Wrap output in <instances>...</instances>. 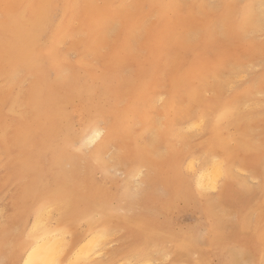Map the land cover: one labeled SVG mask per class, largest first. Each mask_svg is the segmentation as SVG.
<instances>
[{
    "label": "bare ground",
    "instance_id": "obj_1",
    "mask_svg": "<svg viewBox=\"0 0 264 264\" xmlns=\"http://www.w3.org/2000/svg\"><path fill=\"white\" fill-rule=\"evenodd\" d=\"M197 5L199 13L191 6L189 14L178 0H0V264H86L119 232L125 244L104 264L148 263V252L161 250L150 239L192 264H264V220L247 218L251 195L264 198L257 193L264 167L257 173L260 163L251 160L241 167L260 179L257 191L237 194L231 180L233 152L252 147L246 131L239 133L251 99L235 91L228 104L215 89L229 81L225 49L264 33V2L217 0L210 8L216 19L200 36L192 21L211 10L206 0ZM174 11L182 15L174 19ZM60 45L102 59V71L77 63L81 54L69 61ZM104 45L109 51L100 57ZM20 72L30 80L19 84ZM206 85L211 105L200 97ZM170 98L187 99L188 113L180 123L171 115L157 122L163 114L150 107L164 108ZM193 104L203 111L192 115ZM209 118L227 124L234 149L222 148L217 135L209 140ZM136 128L151 134L143 148ZM186 130L206 140L200 154L187 149ZM176 134L183 150L168 142ZM114 145L109 162L103 152ZM115 167L124 177L113 175ZM221 206L235 211L227 224ZM191 215L195 223L178 228Z\"/></svg>",
    "mask_w": 264,
    "mask_h": 264
},
{
    "label": "rangeland",
    "instance_id": "obj_2",
    "mask_svg": "<svg viewBox=\"0 0 264 264\" xmlns=\"http://www.w3.org/2000/svg\"><path fill=\"white\" fill-rule=\"evenodd\" d=\"M128 0H125V2ZM179 4L181 5L182 9L181 11L187 12L189 11L190 7L193 6L192 12H195L198 14V10L201 9L200 5L195 6L196 3H199V0H178ZM244 1V0H243ZM264 2V0H262ZM209 10H211L210 13H205L202 18H196L195 20L192 21V25L194 26L195 33L194 35L200 36L205 28L209 26L211 22H213L216 19L215 16V11L210 9L213 7L216 3L217 0H206ZM163 3H166V0H163ZM221 4V0H220ZM207 10V9H206ZM181 11H174L173 17L174 19L180 17ZM190 14V11H189ZM147 18L144 17L143 21L146 20ZM148 23L154 24L156 23L155 18H149ZM264 22V20H263ZM145 24L146 25H148ZM249 43L250 47L249 49L246 48L245 44ZM59 49L61 52L64 53V55L68 56V60L72 61L74 57H76V54H81V57L77 61V63H80L81 65H85L87 62H91L90 59L85 58V54L87 53V50L82 53H73L72 50L67 49L65 45H60ZM109 51V46L104 45L103 49L98 50V55L100 57H103V53H108ZM102 59H96L91 62L92 65V70L93 71H102ZM222 63L227 69L226 75L229 78L228 84L224 85L222 83V80L220 79V86L215 82L216 88L219 87L218 92L220 94L219 98L221 100H224L225 103L231 104V97L233 96V93L235 91L245 93L249 92V96L247 99H251V101L248 103L249 108L247 109H242L241 110V116L245 117V121L243 124L246 125V128L244 126L240 127L239 133L246 131V133L250 137V144L252 147L250 150H235L233 152L232 157H233V165L231 168V180L236 182L238 186L237 189L235 190L237 194L241 191L240 189L243 188L245 190H256L260 186V179L259 178H254L252 173H250V170L244 171L241 169L244 164H248V160H251L253 162L257 161L260 163L259 166H257V173L261 172V169L264 167V157L260 156L264 154V33L255 38H245V43L241 46L237 42H232L230 46H228L225 49L224 53V58L222 59ZM243 65V71L240 73H237L236 75H233V68L235 66ZM31 78V75L27 72H20L18 79H19V84L26 83L29 81ZM5 82L0 81V88L5 87ZM262 87V88H261ZM212 86L206 85V87L203 89V91L200 94V97L202 99V104H207L211 105L212 100H213V95L210 93L212 90ZM18 88L15 89L17 91ZM249 89V90H245ZM174 103L173 106L171 104ZM189 104V101L187 99H183L182 101L178 102L177 104L175 103V100L170 98L168 99V106L162 107L160 102H154L152 106L150 107L149 112L152 114H157L163 116L161 119L162 122H164L163 118L172 116L174 120H176V123L181 122V117L184 116L185 114L188 113L187 106ZM202 104H193L191 106V111L190 113L197 114L201 111H203ZM233 105V104H232ZM231 105V106H232ZM230 106V107H231ZM229 107V108H230ZM240 116L239 114H237ZM211 127L209 128V131L207 132V137L211 141L215 135L218 136V141L217 143L222 147L225 148L226 150L230 151L235 148V143H234V137H231L228 132H227V124L223 122L221 125L219 123H216V120L214 118H209ZM160 127H163L161 123H158ZM176 127H174L175 129ZM140 130L141 129H134V134L135 137H138L139 140V147L143 148L146 143H147V138L150 137V133H147L144 136L140 135ZM183 138L187 139V149L191 151L194 154H200L202 149L206 146V140L202 138L195 130H186L182 131ZM176 135H171L168 138V142L171 145H174L175 148L178 150H183L185 146V141H180ZM84 150L86 151L85 147ZM117 148L114 146L108 147L105 149L103 152V158L108 160L109 162H112L113 159L117 156ZM253 152H256L260 155H257V159H247V157L252 156ZM118 168L113 169V175L117 178H122L124 175L122 174L121 171L117 170ZM257 173H254L257 176ZM132 182V178L128 177ZM139 188H133L130 190V192H134ZM259 195H264V188L258 190L257 192ZM264 198L260 197L258 195H251L249 199V207H247V218L248 220H251L253 222L258 221L262 222L264 220V213L262 215L261 219H258L259 213L256 211L257 207H260L262 204V200ZM255 204H257L255 206ZM136 207H134V210ZM136 212L139 211V208L137 207ZM217 213L221 217V220H223L226 224L229 223L231 220L234 218L231 217V214H234L235 211L231 209H227L223 206L219 207L217 209ZM197 220L195 215L191 216H186L183 217L180 220V225L178 228H182L186 225L193 224ZM217 221V218L214 217L211 220V223L215 224ZM127 231V229H126ZM170 236V235H169ZM169 236H166V238L163 241H166ZM199 236H204V232L202 230L199 231ZM124 233H117L111 240V242L105 246L104 248V253L95 256L91 262L86 263V264H92L96 261H99L98 264H104V261L111 255V252L118 248L121 247L122 245L125 244L124 241ZM154 240V239H153ZM150 239V243H153L155 246L158 245L161 250L157 249H151L149 251V255L147 260L149 261L146 264H192L189 260L182 259L176 254H172L170 252L171 250V245L166 244L164 242H158V239L153 241ZM148 242V241H146ZM204 243V240L201 241ZM147 243H144L146 245ZM152 247L151 245H149ZM154 246V247H155ZM230 248L233 249H238L237 245H228ZM153 248V247H152ZM197 251H191V256L193 259L197 258ZM208 264H216L215 259H212L211 262Z\"/></svg>",
    "mask_w": 264,
    "mask_h": 264
}]
</instances>
